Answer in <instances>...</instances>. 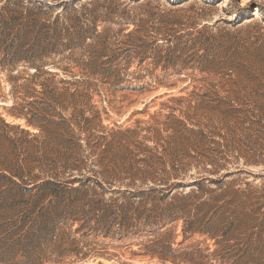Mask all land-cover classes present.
<instances>
[{
  "label": "rangeland",
  "instance_id": "1",
  "mask_svg": "<svg viewBox=\"0 0 264 264\" xmlns=\"http://www.w3.org/2000/svg\"><path fill=\"white\" fill-rule=\"evenodd\" d=\"M21 1L40 52L0 64V134L39 139L0 141V264L264 261L243 202L165 211L249 186L264 212V0Z\"/></svg>",
  "mask_w": 264,
  "mask_h": 264
},
{
  "label": "trees",
  "instance_id": "2",
  "mask_svg": "<svg viewBox=\"0 0 264 264\" xmlns=\"http://www.w3.org/2000/svg\"><path fill=\"white\" fill-rule=\"evenodd\" d=\"M22 6L21 0H0V64L3 66L14 67L19 62H25L26 64H30L36 68L37 66L33 64V62L35 61L37 53L40 52L39 48L36 46L38 44L32 43V45H29L28 43L31 36L32 38H37L38 35H42V33L36 29V27L40 24V21H38L37 18L32 17L33 13H23L25 10H27V7ZM35 116L36 115L32 113L31 117L27 119V124L39 129V131L45 126H53V129L55 128L58 130L59 127H62L60 121L49 119L45 115H40L37 117V120H42V124H44L41 125L35 121ZM20 130L22 133H24L20 137H11L3 132L0 134V141L5 139L12 143L14 147H17L19 144L22 145L24 143H33L34 145L35 141L39 139L38 134L32 135L29 139L28 135L31 133L27 129L20 128ZM55 138H58L62 141L71 139H66V135L61 136L60 134L56 135ZM34 148L37 147L34 146ZM17 174L18 173H12L13 176L19 177V174ZM4 177L6 178V175H0V179ZM9 179L12 183H16L13 177H10ZM195 185L199 187V183L196 182ZM27 188L30 190V187ZM248 188L239 190L228 186L226 190L222 191V193L218 194L216 197L213 195V193H210L206 200H201L197 195L194 194H186L176 199V202H170V205L173 206H169L168 209L166 207L165 211L169 212L170 209L177 210V208L180 211H185L188 208V211H191L192 209L196 212L205 211L203 216L206 217V215H209L211 212L217 209H225L227 212L231 207L232 213L236 214V206H238L237 203L243 202V205L246 209V211L243 210L241 213L243 217H245L247 221L250 222H254L257 220L256 218L261 217V223L264 225V212H260V207L255 206L256 203H247L250 199H253L256 196L254 190H250ZM169 193H171L170 190H165V194L161 197V199H165ZM6 213H8V215H12L11 212ZM22 219L27 220L28 217H22ZM211 219L213 221L216 220L215 216H212ZM214 223L216 222H213V224ZM45 226L46 224L44 222V215L40 214L35 216L31 222V225L24 232L23 237L29 236V239H31V237L34 235H37L38 233L41 234L44 231ZM252 245L257 246L255 242H253ZM245 252L250 253L248 249H246ZM254 253L252 252V254ZM257 262H260L261 264L264 261L258 260Z\"/></svg>",
  "mask_w": 264,
  "mask_h": 264
}]
</instances>
